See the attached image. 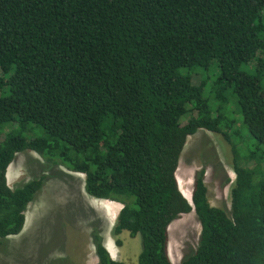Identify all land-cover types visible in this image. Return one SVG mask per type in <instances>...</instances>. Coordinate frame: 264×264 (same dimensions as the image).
<instances>
[{
  "label": "trees",
  "instance_id": "trees-1",
  "mask_svg": "<svg viewBox=\"0 0 264 264\" xmlns=\"http://www.w3.org/2000/svg\"><path fill=\"white\" fill-rule=\"evenodd\" d=\"M263 76L264 0H0V246L22 233L47 179L9 186L16 155L33 151L123 205L113 235L140 236L138 264H173L169 227L193 211L200 241L181 264H264ZM227 91L257 141L244 156ZM202 129L232 144L230 215L211 205L206 169L192 202L180 189V157ZM91 236L99 264H123L97 226Z\"/></svg>",
  "mask_w": 264,
  "mask_h": 264
},
{
  "label": "rangeland",
  "instance_id": "rangeland-1",
  "mask_svg": "<svg viewBox=\"0 0 264 264\" xmlns=\"http://www.w3.org/2000/svg\"><path fill=\"white\" fill-rule=\"evenodd\" d=\"M243 71L254 74L251 65L245 66ZM202 75L206 81L205 95L209 96L219 76V68L212 65L203 70ZM200 78L195 77V82L198 83ZM225 97V116L236 120L235 129L239 131L233 143L239 141L240 155L244 156L257 141L242 126L236 99L228 91ZM214 104L218 105V102ZM188 119L189 116H185L183 124ZM233 158L232 144L222 135L202 129L190 136L176 173L185 197L192 202L195 174L204 168L211 205L230 215L231 191L236 180ZM43 175L47 179L28 206L24 230L0 246V264H51L55 259H67L70 264H99L91 236L94 226L100 229L103 243L114 260L138 264L140 236L132 237L128 232L119 237L113 235L121 206L90 197L85 191V175L71 172L61 164H49L39 154L26 151L18 153L9 166L7 181L11 188H16ZM111 207L116 208L115 214L107 219L105 210ZM200 235L201 224L194 211L171 224L168 253L173 264H181L186 256L197 250Z\"/></svg>",
  "mask_w": 264,
  "mask_h": 264
},
{
  "label": "crops",
  "instance_id": "crops-1",
  "mask_svg": "<svg viewBox=\"0 0 264 264\" xmlns=\"http://www.w3.org/2000/svg\"><path fill=\"white\" fill-rule=\"evenodd\" d=\"M90 197H91V196H90ZM110 202H111V201H110ZM113 203H114V205L121 206L120 209L123 208V205H122V204L117 203V202H113ZM113 203H112V204H113ZM217 208H218V207H217ZM115 209H116L115 207H111V208L105 210V215H106L107 219H109V218L112 216V214L114 213V210H115ZM120 211H121V210H120ZM120 211H119V213H120ZM114 214H115V213H114Z\"/></svg>",
  "mask_w": 264,
  "mask_h": 264
}]
</instances>
